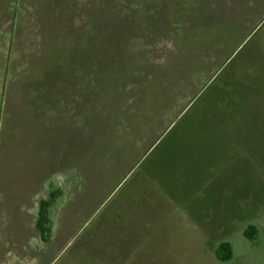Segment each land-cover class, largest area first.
I'll return each mask as SVG.
<instances>
[{"label": "rangeland", "instance_id": "rangeland-1", "mask_svg": "<svg viewBox=\"0 0 264 264\" xmlns=\"http://www.w3.org/2000/svg\"><path fill=\"white\" fill-rule=\"evenodd\" d=\"M0 264H264V0H0Z\"/></svg>", "mask_w": 264, "mask_h": 264}, {"label": "trees", "instance_id": "trees-1", "mask_svg": "<svg viewBox=\"0 0 264 264\" xmlns=\"http://www.w3.org/2000/svg\"><path fill=\"white\" fill-rule=\"evenodd\" d=\"M63 191L61 189L53 190L49 193L47 200H42L38 207L35 228L40 232L43 242L48 241L51 234V220L49 216V209L57 200L62 196ZM244 237L255 242L258 237V229L252 225L248 226L244 231ZM232 257L231 247L228 243H222L217 249L218 260L224 262L230 260Z\"/></svg>", "mask_w": 264, "mask_h": 264}]
</instances>
